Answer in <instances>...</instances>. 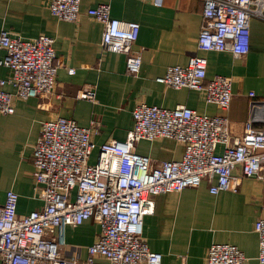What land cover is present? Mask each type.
Wrapping results in <instances>:
<instances>
[{
	"label": "built area",
	"instance_id": "obj_1",
	"mask_svg": "<svg viewBox=\"0 0 264 264\" xmlns=\"http://www.w3.org/2000/svg\"><path fill=\"white\" fill-rule=\"evenodd\" d=\"M203 23L197 49L204 52L229 51L236 58L250 49L251 20L264 21V0H201ZM81 0H48L56 18L75 22ZM103 25L101 48L126 56V71L137 76L142 54L134 50L140 24L111 16L107 3L88 10ZM54 38L39 35L32 39L0 34L5 56L0 66L10 74L0 79V113L12 114L16 99L27 100L49 94L61 66ZM73 75L75 69L68 68ZM207 60L190 57L187 65H172L156 81L175 89L188 88L202 93L207 104L223 112L230 108L233 79L217 75L206 80ZM14 87L15 92L4 89ZM93 86L85 85L80 99L94 102ZM264 104V99H263ZM255 104V103H254ZM253 104V105H254ZM133 127L123 141L101 144L98 157L90 162L95 145L91 140L100 123L82 127L73 119L57 117L43 123L33 149V177L42 207L29 214L17 213L19 195L10 189L0 205V264H162V254L150 250L143 238L144 217L155 209L154 197L188 187L210 184V193L237 191L240 168L243 176L264 179V130L246 121L241 136L234 137L224 114H201L184 105L173 109L140 103L132 111ZM169 138L184 145L180 160L152 165V159L137 153L142 140ZM223 146L221 152H217ZM94 219L101 226L99 237L88 246L86 261L63 257L66 228ZM254 231L259 238L258 261L264 264V216ZM205 264H247L241 249L230 243L210 245Z\"/></svg>",
	"mask_w": 264,
	"mask_h": 264
},
{
	"label": "crops",
	"instance_id": "obj_2",
	"mask_svg": "<svg viewBox=\"0 0 264 264\" xmlns=\"http://www.w3.org/2000/svg\"><path fill=\"white\" fill-rule=\"evenodd\" d=\"M103 3L110 5L113 18L140 24L134 45L142 54L137 76L127 73L124 54L101 48L103 25L88 10ZM202 12L201 0H81L78 20L69 22L52 15L48 0H0V34L8 32L24 40L50 36L62 62L51 93L16 99L14 113H0V205L12 189L19 195L18 214L42 207L33 177V149L43 123L60 116L82 127H90L93 120L100 123L91 136L94 151L105 142L126 139L133 127L132 111L140 103L169 109L184 105L201 114H224L234 137L243 134L249 119L255 128L264 130V21L251 20L249 52L236 58L229 51L197 49ZM4 56L0 49V58ZM192 56L206 58V80L217 75L233 79L227 111L205 103L197 90L175 89L156 81L169 66L187 65ZM70 67L75 69L73 75L68 73ZM9 74L7 67L0 66V79ZM85 85L94 87V102L78 97ZM4 89L15 92L11 85ZM222 150L219 146L217 152ZM136 151L156 165L182 159L184 145L169 138L142 140ZM235 174L240 177L237 191L214 195L208 181H203L198 187L154 197V212L144 217L143 238L151 251L162 254V264H205L213 243L236 245L247 257V264H261L254 224L264 216V179L243 176L240 168ZM100 231L94 219L68 226L60 246L63 257L86 261L88 246ZM94 263L107 262L97 257Z\"/></svg>",
	"mask_w": 264,
	"mask_h": 264
},
{
	"label": "rangeland",
	"instance_id": "obj_3",
	"mask_svg": "<svg viewBox=\"0 0 264 264\" xmlns=\"http://www.w3.org/2000/svg\"><path fill=\"white\" fill-rule=\"evenodd\" d=\"M97 157H98V150L94 151L92 153V156H91V159H90V162L91 163H94L96 160H97Z\"/></svg>",
	"mask_w": 264,
	"mask_h": 264
}]
</instances>
